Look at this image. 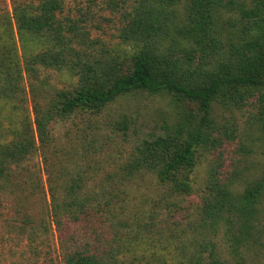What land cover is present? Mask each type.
Here are the masks:
<instances>
[{"label": "trees", "instance_id": "1", "mask_svg": "<svg viewBox=\"0 0 264 264\" xmlns=\"http://www.w3.org/2000/svg\"><path fill=\"white\" fill-rule=\"evenodd\" d=\"M121 2L127 6L121 51L96 53L97 41L59 16L63 0H14L13 16L0 21V186L17 194L22 210L38 188L36 155L50 185V208L37 214L26 209L21 217L29 264L40 263L39 239L48 229L57 232L62 264H135L140 235L124 218L128 183L150 175L170 198L191 194L202 152L225 148L238 136L235 126L219 122L218 109L246 110L264 138V0ZM36 40L46 48L34 51ZM38 65L66 70L74 80L68 87L50 86ZM156 95L176 104L175 122L137 144L107 182L95 188L93 171L64 164L55 123L99 115L120 98ZM119 122L126 131V117ZM222 165L208 170L202 211L213 227L231 223L237 213L246 232L248 219L264 203V174L240 190L236 172L220 175ZM246 237L235 239L234 250Z\"/></svg>", "mask_w": 264, "mask_h": 264}, {"label": "rangeland", "instance_id": "2", "mask_svg": "<svg viewBox=\"0 0 264 264\" xmlns=\"http://www.w3.org/2000/svg\"><path fill=\"white\" fill-rule=\"evenodd\" d=\"M63 2L64 8L59 16L64 21L70 22V19L76 22L86 30L90 39L97 41L96 53L101 48L112 52L114 49L122 50L124 43L120 29L124 24L123 12L127 6L121 0ZM13 7L14 0H0V21L13 16ZM13 28L21 54L22 47L14 19ZM36 42L32 46L34 51L40 52L46 48L45 44ZM23 67L27 107L33 118L30 74L24 62ZM37 72L50 86L58 88L68 87L74 80L66 70L44 65H38ZM178 111L176 104L167 96L124 97L91 118L71 117L57 122L54 132L60 141L61 152L65 153L64 164L93 171L91 186L98 188L107 182L109 174H115L129 161L137 144L162 133L165 125L175 122ZM125 117L128 120L126 131L119 122ZM217 119L221 124L235 126L238 136L225 148L218 151L210 148L202 152L191 194L170 198L150 175L137 176L128 183V194L123 202L126 210L124 218L140 235L139 259L135 264H264V203L248 219L246 232H243L244 226L237 213L232 215L231 223L222 221L213 227L210 218L202 211L203 196L207 194L204 189L208 170L216 166L218 161L223 163L220 167L221 176L229 171L233 174L236 172L235 180L240 190L264 174V138L248 112L218 109ZM95 148L99 151L90 153ZM81 154L92 155L86 160L80 157ZM32 165L37 171L38 188L29 199H25L22 210L18 207L17 194L0 186V264H29L32 254L27 249L28 239L19 229L23 211L29 209L37 214L50 208L47 167L39 155L35 156ZM242 233L247 237L234 250L235 239ZM39 242V264H62L57 232L46 230Z\"/></svg>", "mask_w": 264, "mask_h": 264}]
</instances>
